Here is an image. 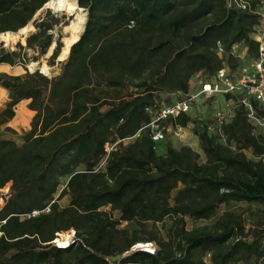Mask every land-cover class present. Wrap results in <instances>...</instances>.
<instances>
[{
	"label": "trees",
	"instance_id": "obj_1",
	"mask_svg": "<svg viewBox=\"0 0 264 264\" xmlns=\"http://www.w3.org/2000/svg\"><path fill=\"white\" fill-rule=\"evenodd\" d=\"M48 1L0 0V34L25 27ZM245 1L249 10L228 0H77L87 19L58 74L0 72L8 98L0 110V189L9 185L1 195L0 264H264V216H216L230 202L264 214V135L253 132L239 97L225 96L232 115L215 132L189 113L161 122L193 124L204 161L166 138L157 154L149 127L173 96L189 93L197 73L211 80L246 65L234 46L248 62L256 57L252 33L264 0ZM34 26L25 46L0 52V64L15 65L25 48L47 50L53 22ZM22 100L33 115L16 141L3 134H15L6 124ZM253 105L264 117V105ZM211 218L187 229V219ZM70 230L71 242L57 246V235ZM140 243L154 252L130 251Z\"/></svg>",
	"mask_w": 264,
	"mask_h": 264
},
{
	"label": "rangeland",
	"instance_id": "obj_2",
	"mask_svg": "<svg viewBox=\"0 0 264 264\" xmlns=\"http://www.w3.org/2000/svg\"><path fill=\"white\" fill-rule=\"evenodd\" d=\"M44 6L33 16L32 20L27 24V25H32L33 29L27 31V33L23 36V40H18L17 42L13 43L10 46L4 43H0V52L18 51L19 45L25 46L27 38L37 31L34 24L42 19L47 20L48 22H53V27L47 31V34H50L51 36L50 44L47 50L44 53H41L39 49L25 48L21 50L20 58L16 59L15 65L10 66L7 64H0V72L7 73L9 75H20L23 74L25 70H28L29 72H34L37 70L43 75L47 76L48 78H51L52 76L58 74L60 70V63L63 60H65L69 54L68 51L67 55L65 56L62 55V49H63V39L67 37V32L65 31V28L69 24L70 18L64 12L61 14H55L51 9L45 8ZM80 9H81V16L85 18V22H86L87 19L86 11L83 8ZM47 12L49 13L47 14ZM58 44H60L61 47L59 49L56 58L53 60L52 54L56 49V47L58 46ZM243 50L245 49L241 45L234 46V53L241 56L240 58L242 59V62L245 63L246 66H248L250 62H248L249 60L248 57L245 55V53L242 54ZM32 64H34V66H32ZM44 65L49 67L48 74L43 73L41 70L42 66ZM234 73H236V71ZM207 81H210V79H208V77L203 73H197L196 75H194L189 80V94H193V95L196 94L200 89L201 84ZM165 98H166L165 95L161 94V100H165ZM181 98L183 99L185 98V96ZM172 99L180 100L179 97L177 96H173ZM7 100L8 98L6 97L4 99V102L0 104V110L4 108ZM2 101L3 100L0 99V102ZM22 104L24 103L22 102ZM233 106L234 103L227 104V100L225 99V96L216 95L210 98H205L201 95H198L191 102L190 110L188 113L192 118L206 122L209 125V128H211V131L210 130L209 131L212 132V128H215L216 125L215 113L217 111L225 112L226 120L228 121L232 115ZM18 107L19 105L15 107L16 115L14 116V118L6 124V126L10 127L12 130L15 131V134L10 132H5L3 134V136L14 138L16 141H19V135L23 131L29 129V122L32 117L31 114L29 116L27 114H24L26 113V111L24 109L22 110L21 107H19L20 108L19 115L24 114L25 117L24 119L19 118V120H15L16 119L15 117L17 116ZM24 107L25 109H27L26 106ZM250 122L254 127L253 132L255 134L261 133L264 135V119L260 123H257L255 121H250ZM3 128L4 127H0V132L3 130ZM192 128H193V124L191 123L187 124L186 127H182V128L177 127L175 129L166 126L165 138L167 140H170L172 146L175 148H178L180 146H189L190 148L198 152L200 154L201 160L204 161L205 157L199 147L197 138L194 136L192 132ZM221 142L225 143L224 139H222ZM164 148H165L164 141H160L157 143L156 151L158 154H162ZM8 191H9V185L0 189V196L6 195ZM2 202L3 201H1L0 198V206L2 205ZM67 203H68L67 197L62 198L59 201V205L61 207L67 205ZM224 211L241 212L242 214H244V216L249 218V220L263 218L264 216L260 206L256 204H248L244 202H230L226 205H221L216 211V216L222 214ZM214 219L215 218H211L210 220H198V221H192L190 219H187V229L201 228L203 226L210 225ZM123 226L129 229H132L133 227L125 224ZM158 228L160 229L161 235H164V231L163 229H161L160 224L158 225ZM73 234L74 233L72 230L68 232L59 233L57 235V239L55 240V242L59 244V241L67 239L69 244L73 238ZM148 247L149 249L155 248L153 244H151V246L149 245ZM136 249H141L139 247V244L135 245L130 251H134Z\"/></svg>",
	"mask_w": 264,
	"mask_h": 264
},
{
	"label": "built area",
	"instance_id": "obj_3",
	"mask_svg": "<svg viewBox=\"0 0 264 264\" xmlns=\"http://www.w3.org/2000/svg\"><path fill=\"white\" fill-rule=\"evenodd\" d=\"M228 6L240 9L249 10V4L245 0H228ZM259 16V25L252 33L253 39L258 44L256 57L249 63L236 71H229L227 68L220 69L212 78L213 81H207L201 84L200 89L196 94H187L185 98L176 100L172 104L164 106L153 118L149 124L151 130V139L154 142H160L165 139L166 126L161 122L168 117H176L181 113H188L191 102L196 96L201 95L205 98H210L216 95L226 96L232 94L239 97V103L245 108L246 115L249 121L260 123L264 117L257 116L253 102L259 106L264 105V4L260 5L256 10ZM234 51V47H233ZM217 54L221 55L222 48L218 46ZM235 74V75H234ZM228 103H233L232 99L227 100ZM216 125L212 128V132L220 130V127L226 120V113L217 111L215 113ZM211 131V128H209ZM113 146H106V151L109 152ZM1 201H3L0 196ZM37 212H33V215ZM57 246H62L55 242ZM151 246V244H149ZM150 253L154 249L149 247H140Z\"/></svg>",
	"mask_w": 264,
	"mask_h": 264
},
{
	"label": "bare ground",
	"instance_id": "obj_4",
	"mask_svg": "<svg viewBox=\"0 0 264 264\" xmlns=\"http://www.w3.org/2000/svg\"><path fill=\"white\" fill-rule=\"evenodd\" d=\"M45 8L51 9L55 14L66 13L69 16V24L65 28L67 32V37L63 39V49L62 55H67L70 46L75 43L84 29V22L85 18L81 16V9L77 4L76 0H49L45 6ZM32 25H27L17 32H6L0 34V43H4L8 46L12 45L13 43L17 42L18 40H23V36L27 33L28 30H32ZM34 66V64H32ZM42 72L48 74L49 67L44 65L41 68ZM20 108L18 107L17 116L15 120L24 119V114L19 115ZM24 112V111H23ZM58 242V240H57ZM59 244L62 246L68 245V240H61ZM148 244H139V247H148Z\"/></svg>",
	"mask_w": 264,
	"mask_h": 264
},
{
	"label": "crops",
	"instance_id": "obj_5",
	"mask_svg": "<svg viewBox=\"0 0 264 264\" xmlns=\"http://www.w3.org/2000/svg\"><path fill=\"white\" fill-rule=\"evenodd\" d=\"M243 53H245V50H243V52H242V54ZM239 56V55H238ZM239 57H241V56H239ZM210 81H213V79L212 80H210ZM7 97V91L4 89V88H2V87H0V99L1 100H3L2 102H0V104H2L3 102H4V99ZM22 102L24 103V104H22ZM27 103H28V100H22L20 103H18L16 106H18L19 105V107H21V109L23 110H25L26 111V114L29 116L30 114H31V116L33 115V112L32 111H30V110H27V109H25V107L24 106H26L27 105ZM15 115H16V111H15ZM157 152V151H156ZM164 152H165V148H164V151H163V153L162 154H164ZM158 154V153H157ZM162 154H159V155H162Z\"/></svg>",
	"mask_w": 264,
	"mask_h": 264
},
{
	"label": "water",
	"instance_id": "obj_6",
	"mask_svg": "<svg viewBox=\"0 0 264 264\" xmlns=\"http://www.w3.org/2000/svg\"><path fill=\"white\" fill-rule=\"evenodd\" d=\"M76 1H77V0H76ZM86 15H87V13H86ZM83 30H84V29H83ZM78 40H79V38H78ZM78 40H77V41H78ZM77 41H76V42H77ZM145 251H146V250H145Z\"/></svg>",
	"mask_w": 264,
	"mask_h": 264
}]
</instances>
